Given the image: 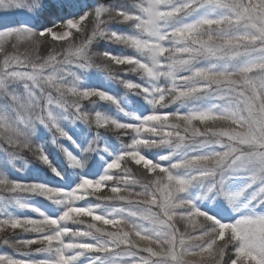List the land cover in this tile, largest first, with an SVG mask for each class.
I'll list each match as a JSON object with an SVG mask.
<instances>
[{
    "label": "snow or ice",
    "instance_id": "obj_1",
    "mask_svg": "<svg viewBox=\"0 0 264 264\" xmlns=\"http://www.w3.org/2000/svg\"><path fill=\"white\" fill-rule=\"evenodd\" d=\"M0 264H264V0H0Z\"/></svg>",
    "mask_w": 264,
    "mask_h": 264
},
{
    "label": "trees",
    "instance_id": "obj_2",
    "mask_svg": "<svg viewBox=\"0 0 264 264\" xmlns=\"http://www.w3.org/2000/svg\"><path fill=\"white\" fill-rule=\"evenodd\" d=\"M0 250H4V249H0Z\"/></svg>",
    "mask_w": 264,
    "mask_h": 264
}]
</instances>
